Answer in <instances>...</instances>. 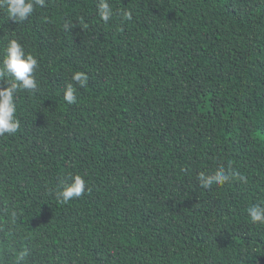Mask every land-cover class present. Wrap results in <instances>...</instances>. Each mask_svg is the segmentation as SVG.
Segmentation results:
<instances>
[{"label": "trees", "instance_id": "16d2710c", "mask_svg": "<svg viewBox=\"0 0 264 264\" xmlns=\"http://www.w3.org/2000/svg\"><path fill=\"white\" fill-rule=\"evenodd\" d=\"M46 3L0 8V67L12 39L39 65L0 137V264H264V0H108L107 24L98 0ZM229 161L244 180L200 186Z\"/></svg>", "mask_w": 264, "mask_h": 264}, {"label": "clouds", "instance_id": "9594fccd", "mask_svg": "<svg viewBox=\"0 0 264 264\" xmlns=\"http://www.w3.org/2000/svg\"><path fill=\"white\" fill-rule=\"evenodd\" d=\"M36 7L46 8V0H0V8L7 9L9 20L14 23H24L33 14ZM99 18L107 24L113 18V9L108 0H98L96 5ZM118 16L122 22H130L133 19L131 11H120ZM65 29L69 25L65 24ZM38 61L33 55H26L24 49L17 40L9 41L6 48V54L0 67V82L7 81L6 88H0V137L5 135L12 136L20 129V121L16 119V105L14 97L20 92H35L38 88L35 79V73L38 69ZM89 77L84 72H75L72 76V83H68L64 92V101L68 105L76 104V88H86ZM230 176H239L241 180L245 179V174L239 172L231 166L221 165L214 174L205 175L203 172L197 177L199 184L204 189H211L216 184H221L228 180ZM72 182L61 190L55 192L57 200L67 204L75 199L82 198L85 195L86 181L81 175L71 176ZM247 215L252 224L264 225V206L253 204L247 208Z\"/></svg>", "mask_w": 264, "mask_h": 264}]
</instances>
